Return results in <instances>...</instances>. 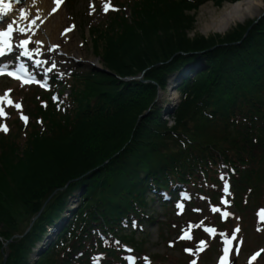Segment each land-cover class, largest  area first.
I'll return each mask as SVG.
<instances>
[{
  "label": "trees",
  "instance_id": "1",
  "mask_svg": "<svg viewBox=\"0 0 264 264\" xmlns=\"http://www.w3.org/2000/svg\"><path fill=\"white\" fill-rule=\"evenodd\" d=\"M204 1L113 0L116 10L88 28L92 54L109 74H71L63 111L49 96L31 95L26 123L14 119L15 131L0 136L5 264H90L93 256L123 264L121 244L137 264H157L132 238L139 233L127 230L131 218L143 226L152 220L146 193L163 209L171 208L163 196L184 191L214 205L220 170L242 230L248 225L264 194V15L222 36L188 37V13ZM140 73L146 82L121 81ZM176 76L179 101L167 127L154 100ZM193 198L187 219L199 215L197 204L209 205Z\"/></svg>",
  "mask_w": 264,
  "mask_h": 264
},
{
  "label": "rangeland",
  "instance_id": "2",
  "mask_svg": "<svg viewBox=\"0 0 264 264\" xmlns=\"http://www.w3.org/2000/svg\"><path fill=\"white\" fill-rule=\"evenodd\" d=\"M111 1L112 0H60V2L57 3L56 0H39L40 4L45 8L44 15L48 16V18L52 17L53 28L56 25V30L50 38L49 36L45 37L44 40L39 42V45L36 42L38 41V39H33V41H36L33 42L31 40L29 43H27L29 55L30 57H32V61H29V68H39L44 65L45 71L42 72L41 75L49 77L52 72H55V74L57 75V80L61 79L62 73L69 69L70 71L73 70L74 72H77L76 70H78V72H84L90 69L92 65H95L96 67L102 69L99 59L95 58L92 55L90 47L91 45L89 42H87L86 27L82 29L81 22L84 23L83 25H87V23H99L102 20V17L100 16V8H104L105 5L110 8ZM251 1L255 4L251 6L252 16L245 17L243 21L235 22L228 28L225 27L222 33L210 30L211 28L207 30L206 27L211 24L213 16L217 15L227 4H223L217 7L215 5L213 6L212 3L207 1L202 3L199 7L196 8L194 12L190 11L188 13L189 15H192L194 21L193 29L188 33V37H192V35H200L204 37L211 35L222 36L233 29L235 26L254 21L261 15L262 11L264 10V3H262L260 0ZM24 2L25 0L21 1L18 4L14 2V4L19 6ZM52 2L54 5L58 6H55V11H53L54 8H52L51 6ZM2 9L3 8L0 7V11ZM1 19L3 23H7L10 21L12 22L14 20L12 19V16L9 14V12L6 13V15H1ZM24 23L27 24L26 22ZM14 26L15 36L12 40L14 44L19 43L20 40L22 41L26 38H29L28 28L23 25V22L14 24ZM65 28H72L71 32L65 33L68 38H66L65 36H58V34ZM20 29H25V32L22 34L20 32ZM38 29L39 27L37 25V29L35 28V31H37ZM59 39L60 41L62 39L67 40L59 44L57 43L59 42ZM53 40H55L56 42H52ZM27 41L29 40L27 39ZM49 43L54 45L59 44V47L66 55V58L60 55H56V53L50 49ZM69 57L77 58L81 61V63L76 64L75 62L70 60ZM48 69H51V71L48 72ZM26 87L27 86L19 84L8 77L0 78V101L2 102V109L0 108V117H2L5 109L10 104L16 103L22 97L25 98L27 96V94L24 93V89ZM63 92L64 94L67 93L66 90H64ZM173 94L174 93L172 91L167 90L159 94L158 100L160 102H169V98L172 97ZM159 114L161 116V119L166 118V116H164L161 111ZM165 121L168 126L173 124V122L170 121L169 118ZM145 197L149 202V210L147 211V213L150 214L152 220L149 223L145 224L144 227H142V230L144 232L143 236L140 235V232L139 234L136 233L132 235V238L135 241L137 240V242H142L141 252H143L144 254H150L153 258L159 257V259L164 256L165 261L171 262L175 259H180L181 256L179 252H185L189 256V259H191V261H189L187 264H203L202 261L204 260L202 258L206 256L204 254V250L208 246L214 245L215 256L205 264H215L220 250L223 248V246H227L229 248V253L227 255V259H225V264H231L232 261L238 264H264V207L259 208L250 217L249 224L245 228H243V233L240 231L238 232V225H235L233 227L236 234L229 233L225 234L224 236L218 233L213 226L201 225V230H203V228H210L211 230L215 231L214 236L205 234L201 239H196L194 238L189 226L185 225V222L187 221H179V219L175 216V214H177L182 209L181 204H178L173 209H163L159 207L157 200H155V198L151 194L146 193ZM149 197L152 198L154 202H151V200L148 199ZM195 198L197 199L198 197H194V200ZM201 201L206 202L205 199L200 201L195 200V202L197 203ZM70 203L71 202H69L68 204ZM195 209H199L198 211H200L198 218L203 219V217L206 215L205 208H201V206L197 204L195 206ZM217 212H219V215L222 218H225L226 216H228L230 209L228 207ZM166 226L173 228V230H167ZM160 232L162 237L159 236ZM182 234L189 235L190 237L184 241L177 242L178 240H183L180 238L182 237ZM217 234H219L220 236L219 238H217L218 243L216 244L215 242H212L211 239ZM171 246H174L173 249H171ZM175 246L178 248V250L175 249ZM29 258V260L31 261L35 257L33 255Z\"/></svg>",
  "mask_w": 264,
  "mask_h": 264
},
{
  "label": "bare ground",
  "instance_id": "3",
  "mask_svg": "<svg viewBox=\"0 0 264 264\" xmlns=\"http://www.w3.org/2000/svg\"><path fill=\"white\" fill-rule=\"evenodd\" d=\"M7 3L8 0H4V3L0 4V7L4 8V4ZM252 5L255 4L251 0H241L233 4H227L226 6H224V8H222V10L217 15L213 16L211 20V24L207 26L206 29L209 30V28H211L210 30H213L218 33H222L225 27L228 28L235 22L243 21L245 17H251ZM9 8H10L9 11L12 13L11 16L15 18V23H18L19 21L20 23L26 22L27 24L30 25L31 20L33 19L37 21L39 20L38 22L36 21L35 23V25H38L39 27L37 31H35L34 26L31 25L32 27L30 30V34L33 33L31 36V40L38 39V41L36 40L34 41L39 43L42 40H44L45 37L49 36L50 38L51 35L56 30L55 27L56 25L53 28L52 17L48 18V16L44 15L45 8L40 4L39 0H25V2L19 6H15L14 3L11 2ZM21 12L25 14V16L27 17L26 19H19ZM61 41L59 39V42L57 43H60ZM52 42H56V41L53 40Z\"/></svg>",
  "mask_w": 264,
  "mask_h": 264
},
{
  "label": "snow or ice",
  "instance_id": "4",
  "mask_svg": "<svg viewBox=\"0 0 264 264\" xmlns=\"http://www.w3.org/2000/svg\"><path fill=\"white\" fill-rule=\"evenodd\" d=\"M12 0H8V3L7 4H4V11L3 12H0V15H6L7 11L10 10L9 6L11 4ZM21 0H16V3H20ZM57 3L60 2V0H56ZM4 3V0H0V4ZM104 10L107 11L108 10V6L105 5L104 6ZM53 11H55V9H53ZM27 17L25 16V14L23 12L20 13V16H19V19H26ZM36 22L35 19L31 20L30 21V26L31 25H34ZM15 24V21H12L11 23H8L6 26H0V36H8L11 32H13L14 28H13V25ZM29 30H30V27H29ZM20 32L23 34L25 32V29H20ZM30 41H22V45L24 44H27L29 43ZM8 53H6L5 51H3L2 49H0V56H4V55H7ZM49 71H51V69H49ZM54 100H57L58 98L57 97H53ZM17 107H20L19 105H17ZM23 119H27L26 117H22ZM5 131L7 130L6 128L4 129ZM225 192L228 191V188L225 187L224 189ZM224 203H227V201H224ZM185 237H181V239H184Z\"/></svg>",
  "mask_w": 264,
  "mask_h": 264
},
{
  "label": "water",
  "instance_id": "5",
  "mask_svg": "<svg viewBox=\"0 0 264 264\" xmlns=\"http://www.w3.org/2000/svg\"><path fill=\"white\" fill-rule=\"evenodd\" d=\"M263 14H264V10H263L261 16H262ZM258 19H259V17H257V19L254 20L253 24L256 23V21H257ZM98 71H99V72H103V73H107L106 71H104V70H100V69H99ZM138 80L141 81V75L138 77ZM33 220H34V219L31 220L29 226L31 225V223H32ZM13 238H14V237H13ZM8 242H9V241H7L6 243H4V244L2 245V249H3V248H4V249L6 248V244H7ZM2 249H1V250H2ZM5 257H6V253L3 254L2 264H4V262H5Z\"/></svg>",
  "mask_w": 264,
  "mask_h": 264
}]
</instances>
